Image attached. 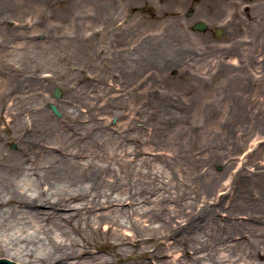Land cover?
Wrapping results in <instances>:
<instances>
[{"label":"rangeland","instance_id":"374dc122","mask_svg":"<svg viewBox=\"0 0 264 264\" xmlns=\"http://www.w3.org/2000/svg\"><path fill=\"white\" fill-rule=\"evenodd\" d=\"M198 21L205 31L193 29ZM163 52L179 66L156 64ZM232 86L237 105L227 97ZM68 106L80 108L79 123L119 134L131 163L142 158L140 168L179 183L196 213L220 198L222 220L257 215L248 205L264 203V0H0V108L5 122L13 119L10 129L0 121L6 149L19 150L9 110H46L47 124L64 120ZM31 124L32 139L59 143L40 120ZM209 170L219 175L207 196L200 178ZM162 204L163 214L183 219L173 201ZM179 246L153 261L209 263ZM0 257L33 264L1 246Z\"/></svg>","mask_w":264,"mask_h":264},{"label":"bare ground","instance_id":"6f19581e","mask_svg":"<svg viewBox=\"0 0 264 264\" xmlns=\"http://www.w3.org/2000/svg\"><path fill=\"white\" fill-rule=\"evenodd\" d=\"M156 62L179 66L178 58L168 56ZM232 89L227 97L237 105L240 96ZM3 112L0 108L1 122L6 121ZM8 112L17 118L11 134L19 150L8 151L0 132V246L14 256L33 264H114L98 253L105 251L115 256V264H128L124 254L131 257L129 264H161L153 260L166 254L158 252L179 243L176 251L190 248L193 258L207 257L208 264H264V203L248 205L258 211L245 220L220 219V198L219 203L208 200L196 213L195 201L183 200L186 194L179 183L164 179L160 171L140 168L142 158L131 163L127 142L107 124L79 123L80 108L68 106L64 120L47 124L46 110L21 112L22 116ZM34 118L44 124L43 129L57 133V145L27 134ZM11 122H5L6 129ZM218 175L212 170L201 175L207 180L202 184L206 195L217 187ZM179 189L183 194H177ZM165 201H173L178 218L183 219L163 214ZM75 233L81 239L67 238ZM92 237L98 240L94 245ZM222 247L230 255L220 260L217 249Z\"/></svg>","mask_w":264,"mask_h":264},{"label":"water","instance_id":"95a60500","mask_svg":"<svg viewBox=\"0 0 264 264\" xmlns=\"http://www.w3.org/2000/svg\"><path fill=\"white\" fill-rule=\"evenodd\" d=\"M206 27H207V26H206V24H205L204 22H202V21H198V22L194 25L193 29H195V30H199V31H204V30H206ZM60 94H61L60 90H59V89H56V91H55V96H56V97H59ZM52 108H53V110H54L55 112H57V109H56L55 106H52ZM0 264H18V263H17V261H14L13 258H1V257H0Z\"/></svg>","mask_w":264,"mask_h":264}]
</instances>
